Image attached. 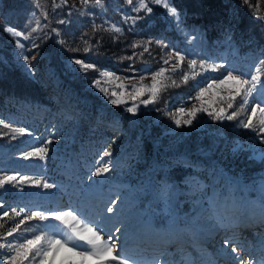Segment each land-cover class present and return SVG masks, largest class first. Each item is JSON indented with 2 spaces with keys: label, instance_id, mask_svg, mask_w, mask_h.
<instances>
[{
  "label": "rangeland",
  "instance_id": "rangeland-1",
  "mask_svg": "<svg viewBox=\"0 0 264 264\" xmlns=\"http://www.w3.org/2000/svg\"><path fill=\"white\" fill-rule=\"evenodd\" d=\"M248 2L254 9L264 4ZM55 3L0 0V82H8V71L18 68L48 98L47 103L28 101L0 89V121L10 125L0 124V178L17 177L0 187V244L15 247L54 232L60 233L54 238H66L70 228L50 213L71 211L103 229V239L111 235L128 264H229L235 259L228 251L231 242L244 243L245 254L254 251L247 264H264V133L258 126H241L253 107L264 108V72L246 97L237 96L234 87L218 86L229 72L250 80L264 66V42L256 38L238 45L231 30L210 37L206 26L190 20L174 0H144L150 12L134 10L139 0ZM154 5L161 9L159 22L150 17ZM165 5L176 9L179 20ZM151 23L153 32L145 28ZM176 54L184 59L178 61ZM192 60L195 68L189 67ZM87 87L99 98L89 97ZM221 109L225 117L236 115L216 118ZM259 116L257 111L254 123ZM191 133L198 136L196 154L178 152L183 135ZM37 148L47 149L43 158H25ZM240 157L263 165L249 171ZM175 164L190 168L179 185L164 172ZM97 169L100 176L94 175ZM21 176L28 182L21 184ZM37 179L40 185L31 183ZM33 212L49 219H29ZM15 255L0 249V264Z\"/></svg>",
  "mask_w": 264,
  "mask_h": 264
},
{
  "label": "snow or ice",
  "instance_id": "snow-or-ice-1",
  "mask_svg": "<svg viewBox=\"0 0 264 264\" xmlns=\"http://www.w3.org/2000/svg\"><path fill=\"white\" fill-rule=\"evenodd\" d=\"M84 4H87L89 0H82ZM97 4L100 3V0H95ZM131 3L132 0H129ZM162 0H155V3L159 4ZM248 0H245V3H247ZM67 0H61V4H66ZM140 7L138 9H134L136 11H139L140 9H143L147 12H150L151 9L147 7V5L144 3V0H139ZM53 6L56 7L55 0H53ZM167 11L170 16L176 17L177 20H179V14L177 13L176 9L170 6H167ZM37 23H39L37 21ZM63 23V21H61ZM5 31L10 32L15 37L22 36V33L19 31H16L15 29L8 28L5 29ZM33 31H36V29H33ZM115 31H120L119 28H116ZM18 47H22V45L17 42ZM135 47V45H134ZM176 59L178 61H182L184 57L180 56L179 54H176ZM76 63H82L81 61H76ZM167 63V61H165ZM197 64L196 60H192L189 64L190 68H195ZM262 65H264V62H261ZM200 66L203 68L205 67V64L203 61H201ZM91 67V66H86ZM208 68H211L212 70H215L216 67H219L218 65H207ZM264 72V66L257 67L255 74L251 75V79H243L240 75H234L232 72H229L223 80L220 81V84L218 86H228V87H234L235 88V94L237 96H247L250 95L258 82L261 80V73ZM163 73H159L158 75H162ZM110 75V74H105ZM187 77H185L186 79ZM153 80L155 82V76L153 77ZM251 85V86H249ZM162 86V85H161ZM209 87H212V85H209ZM104 90V89H102ZM158 91V89L155 87V84L153 86V93ZM142 94V93H141ZM115 95V93H113ZM204 93L201 92L200 96H203ZM223 99V97H221ZM231 99H235V97H231ZM113 104L122 103V101L118 100H112ZM150 101L145 100L144 103H149ZM248 100L244 99L243 104H247ZM229 108L232 107V104L228 105ZM129 112H134L135 107L129 108ZM183 111V109H181ZM197 109H193L191 112L188 113L189 116H194ZM257 111H259L260 116L259 119L255 121L253 118L257 116ZM224 110L221 109L219 113L216 114V118L220 119H228L232 120L234 116L236 115L235 112L227 115L226 117L223 115ZM177 125L180 124V120H176ZM185 123H191V120L185 121ZM0 124H3V127H10L9 124H4L3 121H0ZM241 126L244 128H257V130L261 133H264V108H257L253 107L251 109V117L247 119L246 122H241ZM13 131L22 133V129H13ZM264 142V141H262ZM47 151L46 148H37L33 152L25 153V158H29L32 156H39L43 158V154ZM105 155H108V153H105ZM108 168L104 167L103 172H107ZM102 174L100 169H97V171L94 173L96 176H100ZM28 177L21 176L19 178V182L26 183L28 182ZM17 180L16 176H4L3 178H0V187L5 186L6 184H10ZM32 184L34 185H40L41 181L39 179L32 180ZM44 188H50L52 185L48 183H43ZM109 212H112V208H108ZM5 216L8 215L7 212L4 213ZM16 215H20V212H17ZM50 217L52 220L60 221L61 223L68 226L71 230L72 235L67 236L66 238L56 239L54 236L60 235L59 232H54L51 234H48L47 237L41 236V235H35L33 239H26L23 243L17 244L15 247L9 243L7 245L0 244V249L8 248L12 251H15L16 255L10 257L8 264H17V261H23L28 260L29 258L34 259L36 256H42L43 259L41 260L40 264H110V262H116V264H128V260L130 259L127 256H124L122 254L123 250L116 242L112 241L111 235H109L108 239H103L100 235V232L103 231V229H100L97 231L93 227L90 226V224L94 223L93 221H89L88 223H83L81 219H79L76 215H74L73 212H62V211H55L50 213ZM29 219L38 218L40 220H48L49 215H45L41 212H33ZM20 223H23V220L20 221ZM19 228V224L16 228H13L8 235L11 236L13 232H16ZM119 231V229H117ZM77 241H84L86 245L90 247H85L84 244L77 243ZM229 242L226 240L225 245H227ZM79 249V250H78ZM232 253L237 254L235 256V259L239 261V264H244L243 260L238 255L237 248H232ZM30 254L31 257H30ZM132 264H136L135 261L132 262Z\"/></svg>",
  "mask_w": 264,
  "mask_h": 264
},
{
  "label": "trees",
  "instance_id": "trees-1",
  "mask_svg": "<svg viewBox=\"0 0 264 264\" xmlns=\"http://www.w3.org/2000/svg\"><path fill=\"white\" fill-rule=\"evenodd\" d=\"M103 1L106 2L107 0ZM174 2L179 8L185 7L187 12L191 14L189 16L190 20H195L205 25L210 37L215 36L217 33L224 35L227 30H231L237 36L238 45L245 40H256V38L264 42L263 3H258L257 7L259 8L254 9L251 3H245V0H174ZM161 15V9L154 5L153 13L150 16L151 19L159 22ZM154 25L151 23L145 28L147 31L153 32ZM8 72L9 76L6 78L8 82H5V84L0 82V89L5 93L20 95L22 99L28 101L47 103L46 93L35 79L18 68H12ZM86 90L89 97L99 98L98 92L93 88L87 87ZM125 124L124 122L123 125ZM197 138V134L194 133L183 135L180 141L181 146L177 147V151L193 154ZM241 162L249 168V171L258 170L263 165L262 161H256L253 158L246 159L244 157L241 158ZM113 172L117 174V169L112 168L110 173L112 174ZM164 172L169 180L175 181L176 185H179V181L185 176L187 177L190 168L175 164L165 168Z\"/></svg>",
  "mask_w": 264,
  "mask_h": 264
},
{
  "label": "bare ground",
  "instance_id": "bare-ground-1",
  "mask_svg": "<svg viewBox=\"0 0 264 264\" xmlns=\"http://www.w3.org/2000/svg\"><path fill=\"white\" fill-rule=\"evenodd\" d=\"M236 231H238L239 232V230L238 229H236ZM235 231V232H236ZM233 235H232V233H231V236L230 237H232ZM227 238V237H226ZM229 241H230V239H229ZM229 246H230V248H229V250L228 251H230L231 253H232V248L233 247H235V248H237V250H238V255H239V257L243 260V262H244V264H247V263H250V261L253 259V256H254V251H252L251 253H244L245 251V249H244V247H246V245L243 243V245L241 246V247H237L236 245H235V243H233V242H231V243H229ZM253 249H254V247H253ZM229 252V253H230ZM243 252V253H242ZM233 254V257H235L237 254H234V253H232ZM253 262V261H252ZM229 264H239V261H237L236 259H233V260H231V261H229Z\"/></svg>",
  "mask_w": 264,
  "mask_h": 264
}]
</instances>
